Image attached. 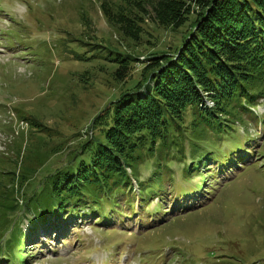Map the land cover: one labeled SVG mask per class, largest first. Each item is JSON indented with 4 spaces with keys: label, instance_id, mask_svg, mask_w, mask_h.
<instances>
[{
    "label": "rangeland",
    "instance_id": "rangeland-1",
    "mask_svg": "<svg viewBox=\"0 0 264 264\" xmlns=\"http://www.w3.org/2000/svg\"><path fill=\"white\" fill-rule=\"evenodd\" d=\"M102 1L0 0V201L13 184L21 202L8 209L10 219L2 218L0 254L6 258L0 264L21 258L22 264H264V101L241 116L244 124L230 117L212 130L202 125L194 142L182 136L184 160L171 162L169 170L160 165L152 175L149 163H139L136 180L153 191H137L132 180L124 196L94 213L82 206L53 214V199L39 191L43 169L23 188L5 175L19 169L37 138L41 150L65 154L90 135L91 118L120 89L111 77L115 53L133 52L144 61L173 46L175 34L149 19L142 24L148 34L133 44L110 26ZM106 1L110 10L125 2ZM191 118L186 112L185 122ZM235 143L246 150L231 153ZM57 153L44 165H63L66 158ZM172 153L175 158L178 151ZM190 162L187 173L181 167ZM18 229L25 235L14 241L10 234L18 236Z\"/></svg>",
    "mask_w": 264,
    "mask_h": 264
},
{
    "label": "trees",
    "instance_id": "trees-1",
    "mask_svg": "<svg viewBox=\"0 0 264 264\" xmlns=\"http://www.w3.org/2000/svg\"><path fill=\"white\" fill-rule=\"evenodd\" d=\"M100 8L110 26L133 44L147 33L142 24L149 19L156 28L175 34L169 43L173 46L149 53L144 61L133 52L115 53L111 77L120 89L91 118L90 135L65 154L41 150L43 140L37 138L36 150L21 157L17 171L5 174L15 187L23 188L35 171L43 169L39 191H47L46 199H53V214H67L82 206L85 211H100L107 201L124 196L132 180L137 191L145 192L150 186L136 180L139 163H149L152 175L161 171L160 165L169 170L171 162L184 160L182 136L194 142L197 136L192 134L202 136V125L212 130L230 117L241 121L259 100L264 101V0H125L124 7L112 10L103 0ZM186 112L192 116L189 122L184 120ZM20 120L33 128L39 126V120L31 116ZM186 126L189 131L184 130ZM173 150L178 151L177 158L170 157ZM245 150L235 143L231 153ZM55 153L66 161L48 168L44 164ZM181 169L188 173L192 162ZM12 186L7 200L0 201L1 226L6 222L3 216L11 218L8 209L21 204L14 199ZM14 235L10 234L13 240L20 241L25 234ZM5 258L0 254V262ZM24 262L21 258L19 263Z\"/></svg>",
    "mask_w": 264,
    "mask_h": 264
}]
</instances>
